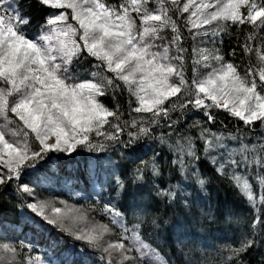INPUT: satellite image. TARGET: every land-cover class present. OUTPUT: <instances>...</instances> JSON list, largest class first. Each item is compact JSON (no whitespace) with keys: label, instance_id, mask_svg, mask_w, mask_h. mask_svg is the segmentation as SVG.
I'll use <instances>...</instances> for the list:
<instances>
[{"label":"trees","instance_id":"trees-1","mask_svg":"<svg viewBox=\"0 0 264 264\" xmlns=\"http://www.w3.org/2000/svg\"><path fill=\"white\" fill-rule=\"evenodd\" d=\"M108 2L119 5L122 0ZM185 2L179 0L176 7H182ZM254 2L264 6V0ZM164 6L170 9L168 15L180 30L175 35L182 37L180 47L185 49L181 54L189 89H194V70L200 73L199 78L208 72L202 66L200 52H193L195 48L223 57L222 63L233 64L240 76L249 81L253 79L247 76L251 68L257 91L264 95V86L259 81V71L264 68V25L260 20L255 24L218 21L189 32L190 13L177 12L171 0H165ZM147 7L156 10L158 0H148ZM19 11L30 18L24 31L33 39L40 34L49 12H59L42 6L37 0H19ZM66 11L68 22L78 27L71 20V10ZM240 11L247 15L246 6ZM132 16L139 27V16L135 12ZM213 29L219 34L213 36ZM173 35L171 27L162 29L161 38L155 41L159 48L154 50L168 45L170 55H176L177 46L171 44ZM198 60L201 63H195ZM98 64L99 61L87 57L86 53L78 61L74 59L71 67L75 69L76 80L73 82L93 80L106 84L104 77L110 78L113 74L103 67H93ZM92 71L100 75L93 78ZM172 79L178 82L175 76ZM115 83L121 87L115 90L106 87L105 95L97 99L117 111L118 119L108 117L110 124L100 129L103 135L89 133L91 148L78 145L71 153L48 152L43 160L26 162L35 166L24 167L18 180L0 185V244L15 249L10 258L2 259L0 264H264V203L260 202V196L264 195V124L256 121L246 125L223 108L210 109L214 119L209 122L202 109H194L191 104L180 107L194 99V95L184 89L165 101L166 108L172 109L175 105L169 118L161 114L159 123H150L152 114L133 111L139 106L136 98L129 94L123 82ZM205 103L211 101L205 99ZM132 121H136V127L132 126ZM116 123L124 130L118 138L109 139V134L116 131L111 125ZM140 127L149 128V133L130 141L128 133L137 132ZM0 130L10 143L22 141L23 133L28 132L29 144L33 150H38L35 135L24 128L14 114L9 113L8 121L0 118ZM202 132L208 139L219 137L224 145L212 158L205 153ZM186 141L191 142L199 159L181 154L186 165L182 169L173 161L178 159L177 146ZM241 145L254 146L255 150L247 155L250 159L259 157L261 166L243 161L245 153ZM230 157L240 161V165L228 163ZM222 164L225 167L221 172L218 169ZM154 167L159 169L158 176L152 174ZM0 172L7 173V169L0 165ZM234 175L241 178V183L247 180L251 184L255 204L237 187L232 179ZM197 178L205 181L202 187L196 183ZM117 179L123 187L117 186ZM177 184L182 194L174 200L156 195L157 187L167 189ZM25 186L30 192L22 190ZM39 200L47 202L49 212L60 208L62 212H69L67 217L75 214L83 218L88 228L107 226L108 231L100 241L102 247L90 246L76 238L82 234V224L71 223L78 231L74 236L66 230L67 225L48 223L44 216L29 207ZM108 208L119 212L120 216H114ZM134 231L149 245V255L142 256L145 249L127 238ZM249 240L250 246L241 247L242 241ZM109 243H123V255L131 259L125 261L114 249L110 250L111 255L104 252L103 247Z\"/></svg>","mask_w":264,"mask_h":264},{"label":"snow or ice","instance_id":"snow-or-ice-1","mask_svg":"<svg viewBox=\"0 0 264 264\" xmlns=\"http://www.w3.org/2000/svg\"><path fill=\"white\" fill-rule=\"evenodd\" d=\"M37 3L50 10L65 11H50L41 26L40 34L33 39L24 31L30 18L19 11V0H0V118L8 121L9 113L14 114L38 141V150H33L28 142V132L23 133L22 141L10 143L5 138V132L0 130V165L7 169V173L0 172V185L13 179L18 180L24 167L35 166L34 163L26 162L43 160L48 152L71 153L78 145L91 148L89 133L103 135L100 129L105 124H110L108 117L118 119L117 111L110 110L97 99L98 96L105 95L106 87L119 89L121 85L115 81L123 82L129 94L136 98L139 106L133 111L152 114L150 123H159L161 114L164 118H169V112L174 110L175 105L172 109L166 108L165 101L178 96L184 89L194 95V99L180 107L186 108L191 104L194 109H202L209 122L214 119L209 110L223 108L246 125L256 121L264 124V95L257 91L258 84L251 68L247 76L253 79L249 81L240 76L233 64L222 63L223 57L206 49L194 48V53L199 51L202 55V66L211 71L199 78L200 73L194 70V89L187 87L184 57L181 54L185 49L180 47L182 37L175 35L180 30L176 21L168 15L170 9L164 6L165 0H158L159 7L156 10L148 9V0H122L119 5L108 0H37ZM178 4L179 0H171V5L177 12L190 13L189 32L218 21L230 20L234 24L247 21L255 24L260 20L261 25H264V19H261L264 18V6L258 5L254 0H186L182 7H176ZM242 6L247 7L246 16L240 11ZM68 9L71 10V20L78 27L68 22ZM132 12L139 16V27ZM166 27H171L174 33L171 44L177 46L176 55H170L168 45L162 50H154L159 48L155 41L161 38L160 32ZM211 34L216 36L219 32L213 29ZM247 50L251 51V48ZM85 53L87 57L100 62L93 67H103L113 74L110 78L104 77L106 84L93 80L73 82L76 80L75 69L71 67L73 60L78 61ZM173 61L178 63L174 64ZM213 61L218 66L214 67ZM195 63L199 64L201 61ZM99 75L97 71L90 72L93 78ZM174 76L178 82L173 81ZM259 81L264 86V68L259 71ZM205 99L211 103L206 104ZM118 107L117 105V110ZM111 126L116 131L115 134H109L108 138L116 139L124 129L119 123ZM132 126H137L136 121H132ZM149 131L147 127H140L137 132H129L130 141L140 135L146 136ZM202 138L205 139V153L210 158L218 148L224 147L219 137L208 139L202 132ZM50 140L53 142L49 143ZM240 149L245 153L244 162L261 166L259 157L250 159L247 155L249 151L255 150L253 145H241ZM176 151L178 159L173 163L182 169L186 165L181 154L199 159L191 142L178 145ZM228 163L239 166L241 162L230 157ZM224 167L222 164L218 171L222 172ZM152 174H160L158 167L153 168ZM232 179L249 201L255 204L251 184L247 180L241 183V178L237 175ZM204 182L201 178L196 179L201 187ZM116 183L118 187H123L119 179ZM22 190L30 192L26 186ZM178 194H182L179 184L167 189L157 187L156 190L157 196L169 201L174 200ZM260 202L264 203V195L260 196ZM29 207L34 212L38 211L35 204ZM107 210L112 211L114 216H120L119 212L111 208ZM54 211L59 213L61 210L55 208ZM43 218L48 223L56 222L46 216ZM115 222L114 220L113 223ZM107 231V226L101 225L92 229V232L98 234L82 233L76 238L100 248V241ZM127 238L145 249L142 256L149 255V245L140 240L136 231ZM251 243L250 240L242 241L241 247H248ZM124 248L123 243H109L103 247V251L111 255L110 250L114 249L123 255ZM123 259L126 261L131 257L123 255Z\"/></svg>","mask_w":264,"mask_h":264},{"label":"rangeland","instance_id":"rangeland-1","mask_svg":"<svg viewBox=\"0 0 264 264\" xmlns=\"http://www.w3.org/2000/svg\"><path fill=\"white\" fill-rule=\"evenodd\" d=\"M61 10L62 11H65L63 9H61ZM213 63H214V61H213ZM213 66L215 67V66H218V65L215 64ZM204 69L208 70V72L211 71L210 68H204ZM201 95H203V94H201ZM51 142H53V141L50 140L49 143H51ZM5 159H7V156H5ZM30 197H31V195H30ZM31 204L37 205V210H38L39 213H41L40 214L41 216H44V217L46 216V217H50V218L52 216V219L55 220L56 222H59L60 224L67 225L66 226V230H68L72 235L74 234V236H75V234H78L77 233L78 231L75 230L76 228L74 227L73 224H71L72 222H74L77 225H80V224L83 225L82 228H81V229H83L81 231L83 234H90V232H92V229L93 228H88L90 226L86 222H85L86 225L82 222V219L83 218L77 217L75 214H73L70 217H67V215L69 214L68 211H65V212L60 211L59 213H56L54 211V209H52L51 212H49L50 210L48 209L47 202L40 201V200L39 201H36L35 203H31ZM92 233H94V232H92ZM114 252L117 255H120L121 254V252H118L116 250H114ZM12 254H13V251L11 249H9L8 247H4V244H2V243L0 244V261H3L2 259H6V260L9 259L10 258V255H12Z\"/></svg>","mask_w":264,"mask_h":264}]
</instances>
